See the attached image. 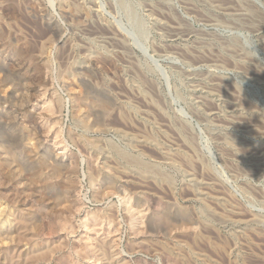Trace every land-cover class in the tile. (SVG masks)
<instances>
[{
  "label": "rangeland",
  "instance_id": "obj_1",
  "mask_svg": "<svg viewBox=\"0 0 264 264\" xmlns=\"http://www.w3.org/2000/svg\"><path fill=\"white\" fill-rule=\"evenodd\" d=\"M263 19L0 0V264H264Z\"/></svg>",
  "mask_w": 264,
  "mask_h": 264
},
{
  "label": "bare ground",
  "instance_id": "obj_2",
  "mask_svg": "<svg viewBox=\"0 0 264 264\" xmlns=\"http://www.w3.org/2000/svg\"><path fill=\"white\" fill-rule=\"evenodd\" d=\"M226 5H227V3H225ZM232 4V3H231ZM249 7V6H248ZM218 8V7H217ZM219 9V8H218ZM224 10L225 11H228L229 13H232V14H234V15H237V16H241V15H246V14H251V16H252V14L253 15H256L255 14V11H254V9L253 8H249V9H244V8H239L238 7V5L237 6H232V5H228V6H226L225 8H224ZM245 10H247V12L245 11ZM76 14V13H75ZM248 14V15H249ZM251 16H250V18H251ZM259 16V15H258ZM246 17V16H245ZM245 17H243V18H245ZM247 17H249V16H247ZM255 17V16H254ZM253 17V18H254ZM260 17V16H259ZM249 19V18H248ZM252 19V18H251ZM264 20V19H263ZM249 21V20H248ZM252 23H253V20L251 21ZM254 24V23H253ZM263 25H264V23H263ZM166 27V26H165ZM98 29V28H97ZM180 29V28H179ZM171 30V29H170ZM173 30H174V32H178V29L177 28H173ZM183 30V29H182ZM103 31V30H102ZM188 31V30H187ZM98 33V32H97ZM114 33V34H113ZM182 34V33H181ZM118 35V34H115V32H112L111 33V31H110V33H107L106 34V38L105 39H111V40H118V39H116V36ZM176 35V34H175ZM107 41H109V40H107ZM122 41V40H121ZM112 42V41H111ZM119 42H120V40H119ZM115 44L117 43V42H114ZM121 43V42H120ZM118 44L117 43V45L118 46H121V44ZM214 64H216V63H214ZM263 80V79H262ZM258 82V81H257ZM82 98V100L83 101H86V102H89L88 101V98H85V96H82L81 97ZM239 100V99H238ZM241 100V99H240ZM90 103V102H89ZM91 105H96V107H97V105H99L100 103H98V104H96V103H90ZM239 104V103H238ZM102 105L104 106V104L102 103ZM239 105H241V103L239 104ZM245 105V104H244ZM101 106V105H100ZM99 108V107H98ZM105 109V108H104ZM245 110V109H244ZM249 110V109H248ZM251 126V125H250ZM248 129H249V127H248ZM249 133V132H248ZM262 135H264V133H262ZM191 139V138H190ZM261 139V138H260ZM231 143V142H230ZM9 150V149H8ZM12 152V151H11ZM6 154H7V152H6ZM8 157H9V155H8ZM12 157V156H11ZM13 158H14V155H13ZM12 159V158H11ZM133 161V160H132ZM138 161V160H137ZM45 162V161H44ZM18 163V162H17ZM134 163V162H133ZM134 165V164H133ZM50 167V166H49ZM144 167V166H143ZM149 167V166H148ZM52 168V167H51ZM50 172V171H49ZM52 175L54 174V175H57V176H59L60 175V173H59V169L57 170L56 168H52ZM61 199V198H60ZM58 203V202H57ZM67 204V203H66ZM1 214V213H0ZM168 227V226H167ZM10 257V256H9ZM9 261V260H8Z\"/></svg>",
  "mask_w": 264,
  "mask_h": 264
}]
</instances>
